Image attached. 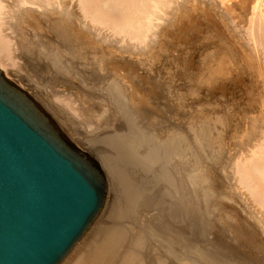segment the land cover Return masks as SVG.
Instances as JSON below:
<instances>
[{
  "label": "rangeland",
  "instance_id": "1",
  "mask_svg": "<svg viewBox=\"0 0 264 264\" xmlns=\"http://www.w3.org/2000/svg\"><path fill=\"white\" fill-rule=\"evenodd\" d=\"M84 1L0 0V51L12 58L6 69L16 71L19 82L5 76L27 91L77 148L87 146L89 155L95 141L89 133L105 120V103L110 107L111 129L99 136L112 131L131 158L130 150L137 155L133 161L125 153L127 158L107 155L105 161L115 182L112 208L118 218L112 219L127 215L122 231L135 237L127 253L137 258L148 233L154 245L173 241L165 255L176 263L264 264V4L259 15L253 11L257 0H147L148 19L140 0L109 11ZM78 3L86 9L79 10ZM110 57L121 67L108 65ZM67 65L73 71L82 65L84 73L70 76ZM85 73L97 77L82 80L94 90L75 87ZM122 77L128 82H120ZM107 78L114 80L101 83ZM53 87L76 100L80 120L47 96ZM139 97L158 106L156 120L137 111ZM116 116L124 130H117L119 124L113 130ZM91 122L92 128H85ZM127 188L141 193L133 215L124 210Z\"/></svg>",
  "mask_w": 264,
  "mask_h": 264
},
{
  "label": "water",
  "instance_id": "2",
  "mask_svg": "<svg viewBox=\"0 0 264 264\" xmlns=\"http://www.w3.org/2000/svg\"><path fill=\"white\" fill-rule=\"evenodd\" d=\"M104 194L97 165L0 72V264H59Z\"/></svg>",
  "mask_w": 264,
  "mask_h": 264
},
{
  "label": "bare ground",
  "instance_id": "3",
  "mask_svg": "<svg viewBox=\"0 0 264 264\" xmlns=\"http://www.w3.org/2000/svg\"><path fill=\"white\" fill-rule=\"evenodd\" d=\"M35 1V0H34ZM59 1V0H58ZM70 1V0H69ZM77 1V0H76ZM80 1V0H79ZM97 1V0H96ZM125 1L126 0H103V1H101V3H99L98 4V2L96 3L94 0H88V1H84V2H87V5H89L90 7L92 6V8L93 7H95L96 8V6H98V5H100V7L102 6L103 8L105 7V9L107 8V10H108V8H110V6H113V5H115V4H118L117 6L119 7V6H123L124 5V3H125ZM145 1H147V0H140V7L139 8H141V6H143L142 7V9H143V12H145V10H146V14H147V16H146V18H148V12H150V10L149 11H147V6L149 5V4H147L146 6H144L145 5ZM150 1V0H149ZM148 1V2H149ZM169 1V0H168ZM56 2H57V0H56ZM153 2V1H152ZM154 2H156L155 0H154ZM255 2V1H254ZM61 3H63V2H61ZM60 3V4H61ZM83 3V2H82ZM23 4V3H22ZM29 4V3H28ZM31 4V3H30ZM35 4V3H34ZM53 4V3H52ZM59 4V2L57 3V8H59L60 9V6H62V4L61 5H58ZM132 4V3H131ZM136 4V3H135ZM134 4V5H135ZM138 5H139V2L137 3ZM263 4H264V1L263 0H257L256 1V4H255V6H253L254 8H253V11H259V15L260 14H263L262 13V11H261V9H262V6H263ZM33 5V4H32ZM81 5V4H80ZM85 3H84V5L83 6H87ZM133 5V6H134ZM138 5H136V6H138ZM151 5H153V4H151ZM195 5V4H194ZM197 5V4H196ZM30 6V5H29ZM38 6V5H37ZM78 6H79V3H78ZM77 6V7H78ZM89 6H87V7H89ZM159 6V5H158ZM162 6V5H161ZM160 6V7H161ZM19 7H20V5H19ZM51 7V6H50ZM198 7V6H197ZM39 8V7H38ZM79 8H81V9H83L82 7H78V9ZM144 8H146L145 10H144ZM150 8V7H149ZM148 8V9H149ZM158 8V7H157ZM40 9V8H39ZM42 9V8H41ZM67 9V8H66ZM86 9V8H85ZM85 9H83L82 11H84ZM119 9V8H118ZM132 9H134V8H132ZM141 9V10H142ZM264 9V8H263ZM44 10V9H43ZM80 10V9H79ZM101 10V9H100ZM136 10V9H135ZM138 10V9H137ZM192 10V9H191ZM62 11V10H61ZM78 11V10H77ZM94 11V10H93ZM109 11V10H108ZM115 11V10H114ZM139 11L140 10H138V14H139ZM187 11V10H186ZM257 11H256V13H254V14H257ZM53 12V11H52ZM79 12H81V11H79ZM92 12V11H91ZM119 12H120V10H119ZM142 12V13H143ZM183 12V11H182ZM192 12V11H191ZM194 12V11H193ZM192 12V13H193ZM196 12V11H195ZM107 13V12H106ZM108 14V13H107ZM154 14V13H153ZM48 15H49V13H48ZM101 15V14H100ZM109 15V14H108ZM135 15H136V13H135ZM140 15H142V14H139V16ZM185 15V14H184ZM103 16V15H102ZM138 16V18H137V16L136 17H134V20L133 21H135V18L137 19V22L138 21H140L141 20V18L140 17H142V16H140L139 17ZM191 16H193V14L191 15ZM190 16V17H191ZM82 17H84V16H82ZM126 17V16H125ZM261 17V16H260ZM59 18V17H58ZM145 18V17H144ZM154 18V17H153ZM187 18H188V16H187ZM253 18V17H252ZM35 19V18H34ZM84 19V18H83ZM92 19H93V16H92ZM149 19V18H148ZM0 20H1V18H0ZM95 20V19H94ZM112 20V19H111ZM156 20V19H155ZM194 20V19H193ZM263 20V19H262ZM262 20H259V21H261L262 22ZM39 21H40V18H39ZM93 21V20H92ZM132 21V20H131ZM154 21V20H153ZM190 21V20H189ZM41 22V21H40ZM95 22V21H94ZM93 22V23H94ZM136 22V21H135ZM137 22H136V24H137ZM43 23V22H42ZM65 23V22H64ZM151 23V22H150ZM260 23V22H259ZM263 23V22H262ZM140 24V23H139ZM184 24H186V23H184ZM133 25V24H132ZM145 25V24H144ZM259 25V24H258ZM262 26V25H261ZM125 27V26H124ZM146 27V26H145ZM259 27V26H258ZM10 28V27H9ZM123 28V27H122ZM144 29V28H143ZM148 29V28H147ZM146 29V30H147ZM118 30V29H117ZM145 30V31H146ZM3 31V30H2ZM12 31V30H11ZM148 31V30H147ZM264 31V30H263ZM0 33H1V31H0ZM140 33V32H139ZM148 33V32H147ZM147 33H145V34H147ZM3 34V33H2ZM1 34V35H2ZM82 34V33H81ZM88 34V33H87ZM138 34V33H137ZM82 36V35H81ZM88 36V35H87ZM136 36V35H135ZM144 36H146V35H144ZM1 38V37H0ZM139 38V37H138ZM164 38V37H163ZM7 38H5V40H6ZM4 39H2V41H3ZM143 40V39H142ZM161 40V39H160ZM1 41V40H0ZM6 41H8V40H6ZM136 41V40H135ZM145 41V40H144ZM10 43V42H9ZM9 43H8V45H9ZM226 43V42H225ZM6 45L7 43L5 42V43H3V42H1V45ZM161 44V43H160ZM103 46V45H102ZM223 46V45H222ZM9 47V46H8ZM98 47V46H97ZM150 47V46H149ZM6 48V47H5ZM158 48V47H157ZM234 48V47H233ZM224 49V48H223ZM236 49V48H235ZM7 50H8V48H7ZM222 50V49H221ZM9 52V51H8ZM16 52V51H15ZM110 52V51H109ZM241 52V51H240ZM244 52V51H243ZM3 52L2 51H0V72H2L3 73V76H4V78L5 79H7V80H9L11 83H13L16 87H18L19 89H21L23 92H25L43 111H44V113L54 122V124L57 126V128H58V130L60 131V133H62L65 137H66V139L77 149V150H79V151H81L82 153H84L85 155H87L96 165H97V167H98V170L100 171V173L103 175V177H104V182H105V194H104V201H103V204H102V207H101V209L99 210V212L97 213V215L95 216V218L92 220V222L89 224V226H88V228L85 230V232L83 233V235L80 237V239L77 241V243L72 247V249L66 254V256L59 262V264H164L165 262V264H184V263H176L173 259H172V255L171 254H169V253H167V255H165V249H170V247H171V244L173 243V241L172 240H167V239H165L164 241H163V243L162 242H160V244H156V245H154V243L153 242H151V241H149L148 239H151L150 237H151V235L149 236V234L148 233H146V236H145V241H146V245H143L142 247H141V250L143 251L141 254H137V258L136 257H134V254L135 253H133V252H131V253H127L126 252V246L128 245V243H131V242H133V244H135V237H134V234H132V235H128L130 232H128L127 234L124 232V231H122V227H123V223H122V225H120L121 224V221L123 220V221H126V219L124 220L123 219V217L125 218V216H127V215H124L123 217L120 215V217H119V219H121L120 221H117L116 220V222L114 221V219H112V218H118L117 216H116V213L115 212H117L116 210L114 211V209H115V207L114 208H112L113 207V203L114 202H116V201H114L113 202V200L112 199H114V197H113V194H115L114 193V191H112L111 189L113 188V185L115 186V182L114 181H112L113 180V178H112V176L110 175V169H109V165H107V163L105 162L106 160H107V155H108V158H109V156H115L116 154H118V155H123L124 157H126L127 158V155H125V154H128V157L131 159V161H133V160H135V158H137V155H135V153L133 152V151H131L130 150V154H131V156L133 155L134 157L133 158H131L130 157V155H129V153L128 152H126V147L124 146V143H118V142H121L122 140L121 139H116L117 137L116 136H118V135H113L112 134V131L111 132H108L107 134H104L105 136H99V131H101V130H104V131H107L108 129H111V128H109V127H107L110 123H112V121H113V114L111 113V111H110V107L109 106H107V103H105V105H106V107H105V111H104V115H105V120L103 119V122L100 124V121H99V124H97L96 125V127H95V131H94V129L92 128V125H93V123L91 124H84V126H85V128H92V130H93V132L92 133H89V135L91 134V136H92V138H94V142L92 143V145H91V147L93 146V152H90V155H89V153H87L89 150H87L86 151V147H85V145L83 146V144L81 145V146H83L84 147V149H85V151L86 152H84V151H82L83 150V147H82V150H80L79 148H81V146L79 147V148H77L74 144H73V142H75V141H71V140H69V138L65 135V133L64 132H62L63 130H61L60 128H59V126L61 127V125H57L56 124V122L53 120V118L47 113V111H45V109L29 94V93H27V91H25V90H23L17 83H15L14 81H12L11 79H9V78H7L6 76H9V77H13V78H15L16 79V81L17 82H19V78H18V74H17V72L16 71H11V70H7L6 69V67H7V62L8 61H10V60H12V58H10V57H8V56H4L3 54H2ZM30 53V52H29ZM32 53V52H31ZM30 53V54H31ZM36 53V52H35ZM218 53V52H217ZM221 53V52H220ZM220 53H218V54H220ZM5 54H6V52H5ZM227 54V53H226ZM234 54V53H233ZM33 55V54H32ZM80 55V54H79ZM108 55V54H107ZM110 55V54H109ZM162 55V54H161ZM228 55V54H227ZM227 55H226V57H227ZM26 56H29V55H26ZM112 56V55H111ZM131 56V55H130ZM155 56V55H154ZM215 56V55H214ZM234 57H236V56H234ZM242 57V56H241ZM108 58V57H107ZM156 58V57H155ZM158 58V57H157ZM207 58V57H206ZM15 59H18V60H24V57H18V56H15ZM134 59V58H133ZM149 59V58H148ZM112 60H117V59H115V58H109V59H107V64L108 65H110V64H112L114 67H121V65H118V64H115V63H113V62H111ZM157 60V59H156ZM160 60V59H159ZM222 60H225V59H223L222 58ZM171 61V60H170ZM105 62V61H104ZM224 62V61H223ZM219 63V62H218ZM229 63H231V62H229ZM202 65V64H201ZM226 65H228V64H226ZM222 66H224L225 67V65H222ZM256 66V65H255ZM203 67V66H202ZM212 67V66H211ZM173 68V67H172ZM78 69V70H77ZM229 69V68H228ZM253 69V68H252ZM256 69V68H255ZM64 70H70L71 71V73L69 74L68 73V75H70V76H79V74H81V73H84V72H82V70H83V68H82V65L79 67V68H76V70L77 71H73V70H71V69H69L68 68V65H67V68H65ZM113 70H116V68H114ZM232 70V69H231ZM230 70V72H234V71H231ZM235 70V69H234ZM259 70V69H258ZM18 71V70H17ZM236 71V70H235ZM238 71V70H237ZM251 71V70H250ZM14 72H16V73H14ZM66 72V71H65ZM101 72V71H100ZM215 72V71H214ZM225 72V71H224ZM240 72V71H239ZM245 72V71H244ZM229 74V73H228ZM232 74V73H231ZM240 74V73H239ZM244 74V73H243ZM6 75V76H5ZM101 75V74H100ZM115 76H118V77H121V75H120V73H119V71L117 70L116 71V74H115ZM204 76V75H203ZM213 76V75H212ZM215 77H216V75H214ZM211 77V76H210ZM209 77V78H210ZM223 77V76H222ZM225 77V76H224ZM227 77H228V75H227ZM84 78V79H83ZM85 78H87V79H89L90 81H92V80H98L97 79V77L96 76H91V75H89V74H87V73H85V76L84 77H82V79H78V80H76V88H79V86H83V87H86L87 89H91V90H94L93 89V87L95 88V85L94 86H91V83L90 84H86V83H84L82 80H85ZM117 78V77H116ZM212 78V77H211ZM226 78V77H225ZM198 79V78H197ZM202 79V78H201ZM108 80H111L110 82H112L113 80H114V78H107V79H104V80H102L101 81V83H103V82H106V81H108ZM205 80V79H204ZM208 80V79H207ZM68 82V81H67ZM67 82H65V84L63 83V86H60V87H65L66 86V84H67ZM120 82H124V83H127L128 82V79L126 78V77H122L121 78V80H120ZM208 82V81H207ZM100 83V82H99ZM84 84H86V85H84ZM105 84V83H104ZM207 85V84H206ZM209 85H210V83H209ZM52 87V86H51ZM57 88V87H53L51 90H50V95H47V96H50L51 98H53V99H56V100H58V101H62L63 103H61V104H63L64 106H65V108H67V109H65L64 110V112L66 111V110H68L67 112H69V113H72V115L76 118V120H78L77 119V117H79L80 115H78L77 116V107L75 106V101L76 100H74V102H72L71 101V99L70 98H66L65 96H63L61 93H59V92H61L60 90H61V88ZM100 89H101V87H100ZM128 89V88H127ZM130 89V88H129ZM133 90V94L134 95H136V89L135 88H133L132 89ZM84 92V91H83ZM80 95V94H79ZM82 95V94H81ZM144 95V94H143ZM142 95V93H141V96H143ZM145 96V95H144ZM49 97V98H50ZM83 98V97H82ZM99 98V97H98ZM142 97H139V98H135V100L137 99V100H139L138 101V103L136 104V109H137V111H139L143 116H147V117H151L152 119H155L156 117H155V114L157 115V111H158V106L157 105H155V106H153V104L154 103H152V106H148L149 104H150V102L149 103H147L146 101H148L149 99H141ZM152 98V97H151ZM154 98H155V96H154ZM52 99V100H53ZM96 100L98 101L99 99H97L96 97H94L93 99H92V101L94 102V103H97L96 102ZM141 100V101H140ZM78 101V100H77ZM100 101L102 102V101H104V99H100ZM105 102V101H104ZM152 102H154V101H152ZM177 103H178V101H176ZM81 104V103H80ZM148 104V105H147ZM94 106H96V105H94ZM108 107V108H107ZM155 107V108H154ZM64 108V107H63ZM91 108V107H90ZM81 109L82 110H84V107L82 106L81 107ZM53 110V109H52ZM136 111V112H137ZM138 112V113H139ZM53 113V112H52ZM101 113V112H100ZM80 114V113H79ZM70 115V114H69ZM99 115V114H98ZM56 116V115H55ZM57 116H58V114H57ZM59 117V116H58ZM197 117V116H196ZM63 118V117H62ZM80 118H82V117H80ZM116 118L117 119H115V125H113V130H115L117 127H115L116 126V124H119V127H120V129L119 128H117V130H124V129H122V126H123V124H124V122L123 121H121V119H120V117H118V116H116ZM142 118V117H141ZM206 118V117H205ZM97 119V118H96ZM64 120V119H63ZM80 120V119H79ZM81 120H83V119H81ZM156 120V119H155ZM162 121V120H161ZM62 124V123H61ZM114 124V123H113ZM118 126V125H117ZM112 127V126H111ZM62 129H63V127H62ZM68 132V131H67ZM66 132V133H67ZM95 132H97V133H95ZM113 133H116V132H113ZM112 134V135H111ZM117 134V133H116ZM119 134V133H118ZM124 136H125V138L124 139H130V136H128V135H125L124 133H122ZM165 136V135H164ZM114 137H116V138H114ZM78 138V137H77ZM76 139V138H75ZM77 140V139H76ZM79 140V139H78ZM78 140L76 141V142H78ZM83 140H85V139H83ZM87 140V139H86ZM129 141V143H130V141L131 140H128ZM133 141V140H132ZM91 142H92V140H91ZM88 143H90V142H88ZM133 143V142H132ZM87 144V143H86ZM88 147H89V145H88ZM112 149V150H111ZM91 150V149H90ZM107 150H109L111 153H109ZM123 153V154H122ZM125 153V154H124ZM263 155V154H262ZM141 157V156H140ZM148 157V155L146 156V158ZM145 158V159H146ZM149 158H152V159H155L156 158V154L155 153H151L150 152V156H149ZM149 158H147V159H149ZM262 159V158H261ZM150 160V159H149ZM258 160V159H257ZM99 163H97V162ZM142 161H143V159H142ZM153 161V160H152ZM158 161V160H157ZM257 162V161H256ZM144 164H147V163H145V162H143ZM153 163V162H152ZM155 163H156V160H155ZM142 164V163H141ZM154 164V163H153ZM264 164V163H263ZM100 165V166H99ZM251 165V164H250ZM253 165V164H252ZM135 166V165H134ZM262 166H264V165H262ZM258 167H260V166H258ZM101 168H102V170H101ZM143 168V167H142ZM150 168V167H149ZM251 168V167H250ZM257 168V167H256ZM131 169V168H130ZM255 169V168H254ZM262 168H260V170H261ZM138 170V169H137ZM174 170V169H173ZM127 171V170H126ZM253 171V170H252ZM117 173V172H116ZM127 173V172H126ZM131 173H133V172H131ZM255 173V172H254ZM127 174H129V173H127ZM137 174V173H136ZM259 174H260V172H259ZM126 175V174H125ZM132 175V174H131ZM134 175V174H133ZM139 175V174H138ZM142 176V175H141ZM146 176V175H145ZM159 176H162V175H159ZM264 176V175H263ZM130 177V176H129ZM143 177H144V175H143ZM112 178V179H111ZM159 178V177H158ZM120 179V178H119ZM133 179V178H132ZM144 179V178H143ZM142 179V180H143ZM162 179V178H161ZM263 179V178H262ZM162 181V180H161ZM139 183V182H138ZM130 184H131V182H129V186H130ZM135 184V183H134ZM140 184V183H139ZM138 184V185H139ZM246 185V184H245ZM140 186H142L141 184H140ZM140 186H138V187H140ZM145 186V185H144ZM134 187V186H133ZM136 187V186H135ZM124 188V187H123ZM145 187H143L142 189L143 190H145L144 189ZM150 188V187H149ZM138 189V188H137ZM115 190V189H114ZM140 190V189H139ZM126 194H127V197H129V199L130 200H126L125 202H126V208L124 209L125 210V212L126 213H128V215H130V214H132V212L134 211V208H135V205H136V202L141 198H139V195L141 194L140 193V191H137V190H133V189H129L128 190V188L126 189ZM142 191V190H141ZM151 191H153V190H151ZM149 192V191H148ZM117 193V192H116ZM143 193H144V191H143ZM151 193V192H150ZM146 194V193H145ZM144 194V195H145ZM253 194H255V193H253ZM115 196V195H114ZM147 196H149V195H147ZM257 197V196H256ZM255 197V198H256ZM161 199V198H160ZM162 201V200H161ZM152 202V201H151ZM119 203V202H118ZM117 203V204H118ZM125 204V203H124ZM153 203H151V205H152ZM160 204V203H159ZM121 205H122V203H121ZM154 205V204H153ZM114 206H116V205H114ZM120 207V206H119ZM122 207H123V205H122ZM154 207V206H153ZM124 208V207H123ZM122 208V209H123ZM156 208V207H155ZM157 209V208H156ZM124 210H123V212H124ZM145 211H147L148 212V210L147 209H145V210H143L142 212H145ZM119 212H121L120 211V209H119ZM264 213V212H263ZM122 214V213H121ZM143 213H141V215H142ZM99 215V216H98ZM115 215V216H114ZM133 215V214H132ZM159 215V214H158ZM119 216V215H118ZM135 216V215H134ZM144 216L146 217L147 215H145L144 214ZM141 217V216H140ZM133 218V217H132ZM130 221H133V219L131 220L130 219ZM129 221V222H130ZM128 222V223H129ZM128 223H127V226H128ZM161 224V223H160ZM122 226V227H121ZM124 229V228H123ZM154 229V228H153ZM128 230V229H127ZM145 231H147V230H145ZM153 232V231H152ZM156 232V231H155ZM156 236H157V234H156ZM174 237V236H173ZM160 245H161V247H160ZM164 245V246H163ZM159 246V247H158ZM168 246H169V248H168ZM174 250V249H173ZM123 251H125V252H123ZM121 253H123L124 254V256L123 257H120V254ZM164 257H168L169 259H167V258H165L166 260H165V262H160V259L161 258H164Z\"/></svg>",
  "mask_w": 264,
  "mask_h": 264
}]
</instances>
